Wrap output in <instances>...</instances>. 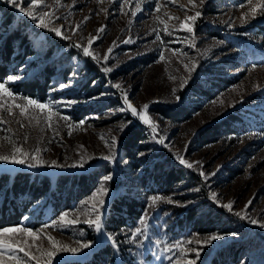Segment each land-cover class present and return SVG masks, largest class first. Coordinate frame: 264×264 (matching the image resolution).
<instances>
[{
    "label": "rangeland",
    "instance_id": "rangeland-1",
    "mask_svg": "<svg viewBox=\"0 0 264 264\" xmlns=\"http://www.w3.org/2000/svg\"><path fill=\"white\" fill-rule=\"evenodd\" d=\"M38 2L39 7L32 9L34 14L39 17L49 13L46 23L49 28H60L61 36L39 27L37 20L0 0L13 19H20V32L34 49L21 60L10 57L5 65L7 73L0 79L3 83L8 76L21 77L5 84L12 98L0 96V154L7 155L13 147H19L44 163L32 168L28 163L0 161V172L29 170L53 181L59 173L77 175L100 165L108 169L100 174L86 196L43 223L33 226L30 210L16 225L0 228L25 227L37 234L35 239L26 233L11 234L17 247L12 253L4 250L5 264H16L9 259L10 255L18 258L20 264H36L19 248L39 256L38 248L51 247L48 236L69 248L81 243L90 245L78 252H57L51 264L83 261L104 243L111 247L107 264H178L187 260L207 264L217 249L224 254L222 264H264V228L259 226L264 223V32L245 28L263 21L264 15L258 13L241 24L242 13L249 11L248 0H204L203 4L200 0ZM196 11L201 16L189 32L181 27V22ZM13 23L5 24L0 13V42L15 27ZM225 34L242 36L258 56L247 59L246 50L232 45ZM57 46L60 50L56 53ZM83 47H89L97 59L85 57ZM86 61L95 65L98 74L82 88ZM192 64L196 68L189 73L185 65ZM105 67L112 71L105 73ZM25 80L44 82V96L24 95L15 88ZM60 84L70 87L61 90ZM117 84L119 88L114 86ZM199 87L207 93L197 96L195 90ZM92 88L95 90L88 91ZM125 96L132 107L156 125L155 131L139 116L132 115L124 103ZM26 98L49 105L51 113L47 108L34 106L21 112L16 105H27ZM161 108L182 110L183 115L167 118ZM231 117L237 126L235 131L225 132L221 126V133L202 134ZM133 125L143 129L135 156L143 160L131 169L120 146L128 127ZM36 149L40 151L37 153ZM111 153L115 154L113 160L101 158ZM164 156L181 167L180 179L166 189L153 187L142 192L139 216L127 225L107 228L106 211L113 197L139 192L142 188L134 177L154 160H165ZM178 156L193 167L181 164ZM105 176L111 179L104 183L108 189L103 197L105 204L98 206L103 222L101 234L83 220L94 219L92 206L97 202L90 198ZM211 193L216 194V200L211 199ZM156 195L166 199L153 205L150 197ZM227 203L232 204L231 211L221 207ZM236 212L258 223H249ZM63 213L68 214L66 221L80 222L62 223L59 218ZM142 216L147 231L133 238L135 229L143 227L139 222ZM230 233L236 235H227ZM216 234L224 238L206 245L195 242ZM108 236L114 237L115 243ZM191 249H202L199 257Z\"/></svg>",
    "mask_w": 264,
    "mask_h": 264
},
{
    "label": "trees",
    "instance_id": "trees-1",
    "mask_svg": "<svg viewBox=\"0 0 264 264\" xmlns=\"http://www.w3.org/2000/svg\"><path fill=\"white\" fill-rule=\"evenodd\" d=\"M0 13L4 17L5 24L9 25L11 22L15 24V27L13 26L9 34L0 42V79H2L7 73L5 65H7V60L10 57L15 60H21L26 55L33 53L34 49L30 47L26 35L20 32L21 28H23L20 19H13L12 13L1 4ZM245 28H250L252 32H264V20L247 24ZM1 35L2 33H0V38ZM225 37L232 45L240 47L241 49L244 48L247 59H255L254 57L258 56L242 36L238 37L234 34H225ZM49 45H52V43ZM59 50L60 48L56 50V53ZM48 72H50V69L46 74ZM97 74L95 65L86 61L83 72L84 81L83 85H81L82 88L86 87L90 77H94ZM45 86L44 82L25 80L17 83L15 88L20 90L24 95L27 94L42 98L45 94ZM91 90H95V88L89 89L88 91ZM195 92L198 96V94L207 93V90L199 87ZM160 111L167 118H179L180 115H183L182 110L178 111L174 108H161ZM233 122L234 117H231L222 125H215L202 134L206 136L221 133L223 130L222 127L225 129V132H233L237 127L234 126L235 124ZM143 135V129L133 125L128 127L127 133L122 138L120 146L122 157L127 160V164L131 169L142 163L141 161L143 159L135 158V156L136 152L140 149L138 142L142 139ZM157 155L159 154L157 153ZM165 158V160H154L150 167H143L142 173L134 177L135 182L142 188L139 192L129 194L128 192H124L113 197L106 211L107 218L105 224L107 228L127 225L139 216L143 208V201L141 199L142 192H149L153 187H163L166 189L173 182L180 179V175L183 173L181 167L172 161L169 162L167 157ZM107 169L108 167L100 165L97 168L86 171V173H78L77 175L59 173L53 181L45 175L39 176L29 170H16L12 174L4 171L0 172V228L16 225L22 220V215L30 210H32L31 224L36 226L43 223L44 220L55 216L60 209L71 207L80 198L86 196L95 184L96 179L102 172L107 171ZM129 188L127 189L129 190ZM110 250V245L104 243L103 247L91 252L83 261L69 260L60 264H107L111 260ZM223 261L224 254L221 249H217L216 252L211 254L207 264H222Z\"/></svg>",
    "mask_w": 264,
    "mask_h": 264
},
{
    "label": "snow or ice",
    "instance_id": "snow-or-ice-1",
    "mask_svg": "<svg viewBox=\"0 0 264 264\" xmlns=\"http://www.w3.org/2000/svg\"><path fill=\"white\" fill-rule=\"evenodd\" d=\"M191 2V0H190ZM201 4H203L204 0H200ZM6 3L11 5L12 8L17 9L20 13H24L26 16L32 18L33 20H37L39 27L41 28H48L49 31L54 32L57 36H61V30L60 28H49L48 23H46L47 18L49 17V13H44L43 15H40L39 17H37V15L34 14V12L32 11L33 8H37L39 7V2L38 0H31V3L28 2V0H6ZM27 4L28 7H24L23 5ZM248 5H249V11L247 13H242L241 19H240V23L244 24L247 23L248 19L251 18H255V16L259 13L260 15H264V3H260L259 0H257L256 3H253V0H248ZM240 7H244L243 4L240 5ZM133 15H135V12H133ZM201 16V12L196 11L194 15L192 16H187L186 17V21L185 22H181V27L182 28H186L187 31L192 32L193 31V27L192 25H194L195 21ZM188 22H191L188 23ZM101 30H98V32ZM65 39H67V37H63ZM95 39V38H93ZM159 39V37H158ZM130 41H125V43H129ZM89 45L92 44V39L89 40ZM76 47H81L79 44L75 45ZM111 48L108 49V52H111ZM83 51V55L85 57H91L92 59H97V57L89 50V47H83L82 49ZM105 58H107V54L105 56ZM161 59H163V56H161ZM185 67L187 68L188 72L191 73L193 71H195L196 65L192 64L190 67L188 65H185ZM103 71L105 73L111 72L112 68L109 67H105L103 69ZM21 79V77L19 76H8L6 81L3 83H0V96H8L10 98L13 97L12 92L9 90L8 87H5V84L8 82H12V81H16ZM95 83V82H93ZM187 83V80L183 81L181 86L183 87L184 84ZM115 87L119 88L120 86L114 85ZM70 87V84H60L59 88L61 90ZM175 91V90H174ZM27 99V98H26ZM179 99V97H178ZM69 103H76V101H69ZM124 103L127 105L128 109L131 110V113L133 116H139L140 120H142L145 124H149L153 131H155L156 125L153 124L150 119L146 116L143 115L141 112H138L136 108L132 107V105L128 102L127 97H124ZM3 105H0V107H2ZM27 106H34L35 108L38 109H45L47 108L49 113H51V108L49 107V105L46 104H41L38 103L36 100L33 99H27V105L25 106H21L19 104L16 105L17 108L21 109V112H23L25 110V108ZM144 108H147V105L144 106ZM9 111H11V107L9 108ZM49 120H51V115H49L48 117ZM63 119H68V117H63ZM2 122V121H0ZM81 123H83V121H81ZM115 138H113V148L115 147ZM164 141L161 139L160 143H163ZM37 153L40 151L39 149L35 150ZM19 154V155H18ZM114 153H111L109 155L103 156L101 157L104 160H108L111 161L114 159ZM22 157H27L28 159H24ZM178 158L180 159V163L186 165L187 167L191 168L193 167V165L191 163H189L188 161L180 158L178 156ZM36 161V163H31L30 161ZM0 161H9L11 163H15V164H25L28 163L29 167L35 168L38 165H42L44 163L43 160L39 159V157L35 154H30L28 152L23 151L22 148L19 147H13L12 151L7 154H0ZM52 164L55 165L56 162L52 161ZM59 166V165H57ZM75 166V165H74ZM81 167L83 166V164L81 163L80 165ZM201 175H203V173H201ZM111 177L110 176H105L103 178V180L101 181L100 187L92 194V197L90 198V200H94L97 203L93 204L92 208H93V212H94V219H85L83 220V223L88 224L90 227H94L96 232L103 234V222H102V213L98 210V206L99 208H102L105 204V200L103 199V197L105 195H107L108 193V189L104 186V183L108 180H110ZM211 199L216 200V194L215 193H211ZM162 199H166L164 197H161L159 195L156 196H152L150 197V200L152 202L153 205H155V203L157 201H160ZM169 203H171L172 201L169 199L168 200ZM251 203V202H249ZM221 207L227 208L229 211L232 210V204L231 203H227V204H222ZM247 207V205H246ZM67 213H63L61 214L59 220L63 223L66 221V217H67ZM235 215L239 216L241 219H248L249 223L252 224H257L258 221L251 219L250 217H246V215H243L240 212H236ZM27 219V218H25ZM80 222L79 220H67L66 223L68 224H75ZM140 224L143 227H138L135 229V231L132 233V237L135 238L141 234L146 233L147 231V223H146V219L144 216L141 217L140 219ZM56 221H53V225H55ZM260 227L264 228V223H260L259 225ZM47 227V226H45ZM26 233L28 236L33 237V239L36 238V233L33 232L31 229L25 228V227H18V228H3L0 229V264H5L4 262V250H7L9 253H12L16 250L17 247V242L14 241L12 239V235L13 233ZM8 234V235H5ZM227 235H232L235 236L236 233H230ZM224 237L221 235H211L209 236L207 239L201 241V240H196L195 242L197 244H211L213 241L216 240H220L223 239ZM48 241L50 242L51 247L47 250L42 249V248H38L37 251L39 252V256L37 255H32L30 252L26 251L24 248H19V251L24 252L26 257H30L31 260H34L36 262V264H51L52 258L54 256H56L57 252H66V251H71V252H78L80 251L81 248H89L90 245L88 243H81L79 244L77 247H72L69 248L67 245H60L58 241H56L53 237L48 236L47 237ZM109 240H112L113 243H115L114 237L112 236H108ZM59 245V246H58ZM176 247H180L179 244L176 245ZM202 249H191V251L196 253V256L199 257L200 251ZM165 251H167V248H165ZM9 259H14L16 261V264H20V261L18 258L14 257V256H9ZM178 264H196L195 260H187V261H181L178 262Z\"/></svg>",
    "mask_w": 264,
    "mask_h": 264
}]
</instances>
